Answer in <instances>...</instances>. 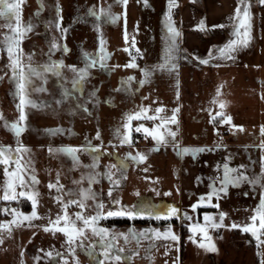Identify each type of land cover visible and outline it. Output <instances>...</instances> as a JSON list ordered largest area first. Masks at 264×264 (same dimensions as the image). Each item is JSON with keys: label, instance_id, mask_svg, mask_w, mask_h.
<instances>
[{"label": "rangeland", "instance_id": "1", "mask_svg": "<svg viewBox=\"0 0 264 264\" xmlns=\"http://www.w3.org/2000/svg\"><path fill=\"white\" fill-rule=\"evenodd\" d=\"M178 1L175 0V7L172 8L176 28ZM110 4L113 13L124 11V7L113 0H22V24L31 22L32 25L31 31L26 32L21 42L22 61L25 65H43L49 60H63L65 67L61 69V77L44 73L46 83L40 77H32L27 94L38 106L25 107L27 118L22 122L25 130L17 138L4 126L5 121L18 120L19 98L15 94L14 84L10 82L11 69L8 67L6 52L0 53V115L4 118L0 120V145H9L15 149L19 140L29 149V152L22 154V162H28L27 172L34 170L39 181L36 189L40 193L37 204L39 218L31 222L12 224L11 231L0 228V264H51V260L46 256L48 251L67 254L64 234L46 232L40 227L46 225L49 219H54L60 211L59 202L55 200L57 192L48 188L49 182L55 183L59 174V183L64 186L60 195H63L65 201L69 198L77 199L79 189L88 186L87 174L90 171L103 172L106 166L117 163V156L123 159L128 152L133 155L137 151L145 153L147 159L138 163L130 160L127 162L122 182L113 189L112 196L118 198L121 204L129 206L139 202L161 203V206L171 204L180 208L181 214L187 211L193 221H186L182 216L180 219L174 217L171 220H156L147 216L135 219L110 217L100 221L102 226L113 230L114 233H127L130 228L137 232L151 228L164 231L170 223L172 230L179 237H185L190 233L187 224L196 220L203 223L204 212L216 215L218 211L223 210L228 213L225 224H231L233 221L245 223L252 214L251 210L259 203L261 191H264L261 188V184H264V172L261 170L264 149L260 147L264 141V135L261 134V126H264V29L260 30L258 48L254 52L252 63L249 60L245 63L238 62L230 68H211L188 62V59L181 56L178 61L179 68L169 72L155 67L162 62L165 47L164 18L168 11V0H148L147 6L144 0H128V42L124 40L123 16L113 24L106 16L101 15L98 20L88 11L94 7L99 12L100 8L107 9ZM57 6L60 8L59 12ZM59 17H62V20H59ZM58 20L60 29L56 28ZM9 22L15 25V18H0V41L10 32L4 26ZM262 24L264 26V21ZM63 29H67V32L64 33ZM133 36L136 41L135 48H139L142 53L137 56L135 62L139 68L152 70L151 78L142 86L138 84L143 78L139 68L124 67L132 56L136 55L135 48L131 47ZM101 38L104 40V48L110 54L106 61L107 67L101 68L97 65L91 68L90 76L82 85V90L73 88L74 73L67 65L83 67L82 53L97 55ZM52 42L61 47L49 52ZM64 44L67 45L68 52L62 50ZM125 48L129 51H125ZM29 54H33L31 61L28 59ZM129 76L135 77L131 81V87L127 90L121 88V79ZM41 87L47 90H34ZM62 88H67L70 95L57 104L56 100L61 98ZM93 90L95 96H90ZM213 100H223L224 108L221 109L219 103H213ZM77 104H84L88 111L77 109ZM142 105L149 107L148 115H153V110L161 106L165 109L161 115L168 117H171L173 109H179L176 113L178 124L168 125L173 131L178 129L175 139L179 142V148L207 147L214 150L201 152L193 158L191 154H180L173 144L169 143L152 151L155 141L151 137L138 138L142 135L140 133H133L132 146L120 145L119 140L113 136V129L121 127L124 113L139 110ZM217 111H223L226 116H230L232 125L242 126V130L228 124H219L218 117L215 122H210V117L215 116ZM142 122L146 126H152L150 120ZM136 123L134 120L133 125ZM56 128L65 131L55 134L45 131ZM97 130L101 132V140L96 139ZM86 139L93 145L101 144L99 163L95 170L85 167L92 164L93 157L90 152L79 150V163L74 164L70 156L55 151L61 146L79 148L85 144ZM217 143H220L221 147L215 148ZM50 148L53 151L50 152ZM105 148L107 152H104ZM112 152L116 155L109 156L108 153ZM225 162L250 178L260 177V184L253 185L245 181L236 187L229 185L227 195H221L219 209L202 205L193 212L190 205L210 191V184L215 183L220 187ZM240 165L244 167L239 168ZM3 167L0 165V196L3 195ZM11 167L14 165H10V170ZM111 170L115 174L114 179L120 177L118 169ZM25 178L27 179V175ZM98 180L92 188L105 194L104 210L107 211L110 204L107 197L110 184L106 178ZM69 189L74 193L71 197L66 194ZM154 189L159 191L160 195H157ZM17 191H20L19 187ZM137 192L139 196L136 195ZM166 192L170 194L164 195ZM5 207L16 208L24 213H30L32 210L31 202L26 198L10 202L0 199V209ZM206 208H211L212 211H207ZM77 210L79 209L75 205L68 208L70 214ZM83 211L92 214L94 202L88 200ZM12 219L10 212L0 211V221ZM140 221L146 224H141ZM148 236L152 234L148 233ZM86 237L85 244L98 239L92 236L90 230H86ZM171 242H175L174 256L172 245H168ZM114 243L125 250L130 264H179V241L166 240L163 237L156 239L154 236L149 239L146 236L137 242L130 235L127 242L118 236ZM77 256L79 264H96L92 257L80 249H77ZM69 259L71 264L70 256Z\"/></svg>", "mask_w": 264, "mask_h": 264}, {"label": "snow or ice", "instance_id": "2", "mask_svg": "<svg viewBox=\"0 0 264 264\" xmlns=\"http://www.w3.org/2000/svg\"><path fill=\"white\" fill-rule=\"evenodd\" d=\"M114 3L122 5L124 11L122 13H113L111 11L112 5L110 4L107 9L100 8L99 12L95 8H89L88 11L91 15L96 16L100 19L101 15L107 17V19L115 24L121 16H123L124 23V40L128 42L129 36L127 33V4L128 0H113ZM243 4V10H241L238 4L234 16L230 19L233 22L232 32L230 33V38L227 39L225 43L219 46H214L216 56L224 59H232V53H234L239 47L246 46L250 39V10L249 4L245 0H240ZM258 2L264 5V0H258ZM21 4L22 0H0V18L9 20L10 17L15 18V25L11 22L4 25L10 32L4 35L3 41H0V53H5L9 61L8 67L11 69L10 82L15 86V94L19 98V103L17 105L19 111V118L17 121L8 122L5 121L4 126L11 130L14 135L19 138L21 133L25 130V125L22 123L26 120L25 107L31 106L33 108L37 107V103L30 99L28 96L29 86L32 84V77H40L45 80L46 77L44 73H52L57 77L62 76L61 69L65 67L63 60H49L43 65H34L32 63H25L22 61L23 49L21 48V42L25 38V34L31 31V22L24 25L21 21ZM145 6L148 4V0H144ZM175 7V0H168V11L165 13L164 25L166 28V34L164 37L165 47L163 49L162 62L155 67L161 70H167L169 72L176 71L179 68V59L181 56L184 59H188L186 50H182L178 44V37L181 33L175 27L174 20L172 18V8ZM60 11L59 6H57V12ZM62 20V17H59ZM59 20L56 22V28L60 29L61 25ZM196 27L200 31H205L209 27L212 29L224 28L225 25H211L208 26L203 20L199 22ZM138 30V29H137ZM243 30V31H242ZM64 33L67 29L62 30ZM100 47L98 49L97 55L93 56L88 52H83L84 64L83 67H77L76 65H67L69 70L74 73V78L72 80L73 88H80L82 90V85L90 76V69L99 65L101 68H106V61L109 58V53L104 48V40L101 38L99 41ZM135 37L131 38V47L135 48ZM61 47L56 42H52L49 48V52L54 49ZM64 52H68L69 49L66 44L62 46ZM129 51L128 48L124 49ZM136 55L132 56V59L128 64L124 65L125 68H139V65L135 62L137 56L142 55L139 48H135ZM33 54H29V61H31ZM194 60L199 61L200 64H208L210 60L213 59V51L209 50L207 58H202L199 56L192 57ZM140 72L143 74V78L138 81L139 85H144L152 76V70L148 68H139ZM2 78V77H0ZM135 79L134 76H129L127 78L121 79V88L129 89L131 87V81ZM179 82L177 81V84ZM36 91H46L47 89L41 87L39 89H34ZM120 90V89H117ZM70 93L67 88H62L59 100H56L57 104L62 103L69 97ZM177 95L179 93L177 92ZM220 95L219 88L217 89V96ZM90 96H95V90L90 93ZM213 103H219L221 109L224 108L225 102L223 100L216 101ZM77 109H83L85 112L88 111L84 104H77ZM177 109L172 110L171 117L166 115H161L165 112V109L161 107H156L153 115H148L149 107L139 106V110L124 113L122 120L123 124L121 127L113 129V136L115 139L119 140L120 145H133V133H140L144 138L151 137L155 141V147L151 149L152 151L158 150L160 146H166L169 143L173 144L174 149L178 150L180 154H191L195 158L199 153L204 151L214 150L207 147H182L179 148V142L175 139L177 131H173L170 124H178L176 113ZM211 111V110H209ZM219 118L218 123L221 125H231L234 128H240L242 126L232 125V120L230 116H226L223 111H217L215 116L210 117V122H215L216 118ZM3 116L0 115V120H3ZM137 121L133 125V121ZM150 120L152 121V126H146L142 121ZM159 123H156V121ZM121 128L123 131H121ZM215 130V128H214ZM46 132L58 133L65 131L61 128L56 129H46ZM261 134L264 135V126H261ZM96 139L101 140V132L97 130ZM102 143V142H101ZM111 144L112 142L109 141ZM215 148L221 147L220 143H217ZM260 147L264 149V141L261 142ZM115 148V145H113ZM101 144L93 145L91 141L86 139L85 144L78 147L74 146H61L55 151L65 153L70 156L74 164L79 163V156L77 152L83 150L90 152L93 157L91 165H86L92 170L98 167L99 156H100ZM49 151H53L51 148ZM29 152V149L22 143L17 141V146L13 149L9 145H0V165H3V195L0 199L3 201H18L19 198H26L31 202L32 210L30 213H24L16 208L9 209L7 207L0 209L4 213H9L13 216L11 221H0V228H7L11 231L10 225L16 224L23 221L31 222L34 219L39 218L37 211V204L39 198V191L36 189V185L39 183L37 176L34 174V170L29 173L28 162H22V154ZM107 152V149H104ZM109 156L116 155L114 152L108 153ZM230 158V157H229ZM147 159L145 153L137 151L135 155L132 152L126 153L123 159L117 156V163L105 167L103 172L90 171L87 174L88 186L87 188L81 187L79 189V197L77 199L69 198L64 200L63 192L64 186L59 183V174L57 175V180L55 183L49 182L48 188L50 190L55 189L57 195L55 200L59 202L60 211L55 215L54 219H49L46 225H41L44 231H52L63 233L65 236V243L67 245V254L61 252L48 251L46 256L51 260V264H70L69 256L71 257V264H79V259L77 256V249L84 251L89 257H92L96 264H130V258L125 253L122 247H119L117 243L118 236L123 237L125 242H127L128 237L131 235L133 238L139 242L142 237H148L149 239L154 236L156 239L163 237L164 239L171 241H179L180 237L173 230L169 223L168 226L161 231L159 228L144 229L137 232L134 228H130L127 233H114L107 227L100 224L101 220H106L110 217H127L129 219H135L137 217L147 216L149 218H155L156 220H171V218L180 219L181 216L186 221H193V217L184 211L182 214L180 209L174 205L161 206L159 204H154L151 202H139L136 205H123L120 200L112 196L113 189L118 187L123 179V174L127 169V162L130 160L133 163H138ZM10 165H14L11 167ZM219 167V166H218ZM243 168L244 165L238 166ZM116 168L120 171V177L114 179V173L111 169ZM261 170L264 172V156L261 157ZM147 171V169H145ZM27 175V179L25 178ZM84 177L82 176L81 179ZM98 178H106L109 181L110 187L107 192V197L110 200V204L107 206L108 210L105 211V194L101 192L94 191L92 185L99 182ZM149 179L148 177H145ZM199 179V177L197 178ZM248 182L250 184L256 185L260 184V177H248L244 172L238 170V168H232L227 162L223 164V177L220 179V187H217L215 183L209 185L210 191L201 195L199 199L190 205V208L195 212L202 205H211L217 209L220 208L219 200L221 195H227L228 186L233 187L239 186L242 182ZM74 183H80L79 181H74ZM17 187L20 191H17ZM261 188L264 189V184H261ZM27 189V190H25ZM154 191H156L154 189ZM71 197L74 193L73 190L69 189L66 193ZM157 195H160L159 191H156ZM170 193H164V195H169ZM137 196L140 194L137 192ZM247 195V193H245ZM215 197L216 203L213 204V198ZM92 200L94 202V211L92 214H87L83 210L86 208V202ZM75 205L79 210L74 214H70L68 211L69 206ZM118 205L119 207H113ZM251 215L248 217V222L237 223L233 221L231 224H225V218L228 213L220 210L216 215L209 212L203 213V223L199 220L190 222L187 224L188 231L191 235L188 237L193 243L198 244V246L208 252L218 251L216 244L214 242L213 236L210 233L211 230H216L219 228L228 229H240L244 233H251V235L256 239L257 243V256L261 259L259 264H264V256H262L259 251L260 247L264 245V191H261L259 203L255 208L251 210ZM86 230H90L94 239L87 244H85ZM151 233L152 236H148ZM199 234V238H197ZM35 235V233H34ZM2 242V241H0ZM98 253V254H97ZM135 255V253H132ZM38 259V258H37ZM175 264V262H174Z\"/></svg>", "mask_w": 264, "mask_h": 264}, {"label": "crops", "instance_id": "3", "mask_svg": "<svg viewBox=\"0 0 264 264\" xmlns=\"http://www.w3.org/2000/svg\"><path fill=\"white\" fill-rule=\"evenodd\" d=\"M250 10V39L246 46L239 47L232 53V59H224L216 56L214 46L222 45L230 38L233 22L230 19L234 16L235 9L239 4L243 10L240 0H179L176 9L177 30L181 33L178 37V44L182 50H186L188 62L200 64L192 57L199 56L207 58L210 49L213 51V59L208 67H232L236 63H245L251 60L258 48V40L261 28L264 29V5L258 0H245ZM203 20L206 25H225L224 28H208L200 31L196 25ZM243 31V30H242ZM255 56L253 57V59ZM255 62V60H254ZM253 62V64H254ZM161 204V203H158ZM180 209V208H178ZM207 209V208H206ZM207 211H212L208 208ZM218 251L208 252L193 243L188 237L179 239L180 260L179 264H259L261 259L257 256L256 239L250 233H244L240 229L219 228L210 230ZM199 238V234H197ZM264 239V237H262ZM174 252L175 242L168 244ZM264 256V245L259 249Z\"/></svg>", "mask_w": 264, "mask_h": 264}, {"label": "built area", "instance_id": "4", "mask_svg": "<svg viewBox=\"0 0 264 264\" xmlns=\"http://www.w3.org/2000/svg\"><path fill=\"white\" fill-rule=\"evenodd\" d=\"M138 138H141V139H143V136H142V135H139V136H138Z\"/></svg>", "mask_w": 264, "mask_h": 264}, {"label": "trees", "instance_id": "5", "mask_svg": "<svg viewBox=\"0 0 264 264\" xmlns=\"http://www.w3.org/2000/svg\"><path fill=\"white\" fill-rule=\"evenodd\" d=\"M140 223H141V224H146V222H144V221H140Z\"/></svg>", "mask_w": 264, "mask_h": 264}]
</instances>
